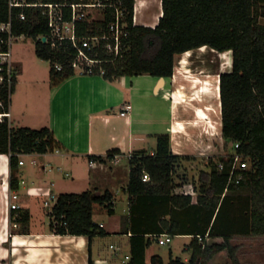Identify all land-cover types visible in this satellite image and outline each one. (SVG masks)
I'll list each match as a JSON object with an SVG mask.
<instances>
[{"label":"trees","instance_id":"obj_1","mask_svg":"<svg viewBox=\"0 0 264 264\" xmlns=\"http://www.w3.org/2000/svg\"><path fill=\"white\" fill-rule=\"evenodd\" d=\"M122 2L130 30L127 38L129 49L123 57L105 61L104 73L97 71L95 74H103L109 80L142 73L173 76L176 55L187 50L203 45L222 52L232 50V69L220 75L223 136L233 147L238 142L237 150L249 162L243 179L237 183L229 181L231 157L219 155L217 159H211L210 169L202 171L201 183L196 186L198 200L192 203L191 195L174 194L173 188L174 176L181 166L179 162L191 160L194 156L174 153L170 133L157 134V146L153 153L142 149L133 152L129 158L131 171L128 188L137 206H133L131 227L135 228L134 223L139 218L134 211L146 199L152 206L164 211L165 215L170 214L169 219H162V226L156 224L153 232L164 233L166 227L173 236L179 233L194 234L189 243V261L177 257L171 258L170 264H208L225 249L229 251L234 264H241L231 239L235 235L264 234V24L259 21V17L264 15V0H163V16L154 28L134 24L135 0ZM22 9L26 12L25 19L19 17ZM113 17V10L106 8L100 18L83 22L81 32H102ZM10 19L16 34L25 33L36 39L37 35L48 31L47 19L40 7H14L11 10L9 0H0V22ZM7 39V33L0 34L3 48L8 47ZM36 53L51 62L53 86L76 73L70 64L74 56L70 46L56 49L48 42L38 40ZM101 55L106 56L104 53ZM56 63L62 64V69H57ZM15 83L16 75L11 89L7 84L0 85V99L6 109L10 108ZM61 148L63 144L50 127H12L7 117L0 122V153L10 154L11 186L14 189L19 188L16 169L20 154L46 153ZM119 152V149H112L106 157L90 155L89 158L103 162ZM220 161L224 162V169L219 168ZM144 173L150 175V181L142 179ZM243 188H248L249 193H241ZM110 200L108 193L99 194L94 190L60 193L49 212L50 226L58 233L86 235L90 240L97 235H107L109 231L106 227L100 226L93 218L94 204L100 203L107 204L110 217L121 219L119 232H128L129 217L118 215ZM155 210L151 209L152 216ZM18 222L20 232L28 233L30 212L27 208H21ZM147 233V229L137 228L131 235L128 264H148L146 252L153 237ZM208 237H222L223 241L209 243ZM93 263L90 256V264ZM151 264H164V260L157 254L152 257Z\"/></svg>","mask_w":264,"mask_h":264},{"label":"crops","instance_id":"obj_2","mask_svg":"<svg viewBox=\"0 0 264 264\" xmlns=\"http://www.w3.org/2000/svg\"><path fill=\"white\" fill-rule=\"evenodd\" d=\"M163 12V0H135L134 24L154 28ZM259 21L264 24V15ZM203 47L215 53H208L207 59H199L200 54L185 55ZM221 53L209 45L187 50L175 59L173 76L142 73L109 80L103 74L74 73L55 86L51 84L50 76L48 82L43 81L23 98L19 90L26 81L20 65L14 62L16 83L7 117L10 125L36 129L50 127L63 148L22 156L25 163L16 169L17 189L11 186L10 154L0 153V264H90V256L93 264H111L114 256L124 250L127 252L121 261L126 264L123 260L131 255L130 237L137 228L147 229L146 235L153 237L146 252L147 263L151 264L152 257L158 254L165 264L164 256L154 245L160 243L153 231L156 224L162 226V219H169L170 214L165 215L158 206H152L145 199L134 211L139 216L134 223L136 229L131 227L130 217L135 204L128 188L130 162L120 164L107 158L103 162L94 160L91 164L89 156L106 157L112 149H119L123 157L142 149L153 153L157 146L156 135L161 133H170L172 150L176 154L208 155L214 146L217 147L215 140L220 144V137H224L220 75L232 68L227 70L222 65L220 55H217ZM178 62L183 68L179 75L176 72ZM177 95L181 96V101H177ZM128 102L132 108L122 115L124 104ZM179 164L182 166L184 161ZM83 182L89 186L85 190L108 193L116 212L117 201H127L122 216L129 217L128 232H119L121 219L117 217L109 223L94 220L103 224L109 234L97 235L92 240L86 235L58 233L51 228V208L45 205V200L51 195L78 191L76 189ZM174 182V194L191 195L192 203L197 202L199 192L195 179L178 172ZM13 191L19 193V201L30 212L28 233L20 232L21 225L14 226L11 220L9 203ZM152 208H156L153 216ZM103 210L109 212L107 204L95 203L93 218L95 212ZM165 231L169 233L166 227ZM176 236L188 237L187 249L190 250L189 243L194 234L179 233L173 238ZM113 237L118 239L107 242ZM226 250L217 253L208 264ZM190 256L191 250L180 258L188 262ZM171 258H177L173 250Z\"/></svg>","mask_w":264,"mask_h":264},{"label":"built area","instance_id":"obj_3","mask_svg":"<svg viewBox=\"0 0 264 264\" xmlns=\"http://www.w3.org/2000/svg\"><path fill=\"white\" fill-rule=\"evenodd\" d=\"M10 9L14 7H40L43 15L46 16L48 31L37 35L36 41L42 40L48 42L51 47L60 49L62 47H71L74 50V56L71 61V66L76 73L80 74H95L97 71L104 73L105 69L103 63L105 61H114L124 56L129 49L127 38L130 35L128 22L125 19V12L122 0H64L59 2H46L43 0H9ZM106 8L113 10L114 17L107 24V27L102 32L94 34H85L81 32V24L86 21L98 19L105 13ZM21 19L26 18L24 9L19 13ZM8 34V47L3 48L0 45V85L7 84L11 89L13 79L16 75V69L12 55V44L15 38L19 36H26L25 33L16 34L13 32L12 19L0 22V34ZM45 38V40H44ZM104 53L106 56H102ZM57 69H62L63 65L55 64ZM0 122L4 121L5 117L10 115L9 109L5 108L4 102L0 99ZM132 108L130 102L125 103L122 115H126ZM220 145L213 149L209 154L221 155L226 158L231 157V171L229 181L239 183L244 177V170L249 167V162L244 154L237 150L239 143H235L232 153H228L225 149L226 139L220 137ZM59 151V149H56ZM215 150V151H214ZM32 153L20 154L19 164L25 163L21 158L24 155ZM132 153L128 157H132ZM123 158L122 153H116L112 157V161L119 162ZM35 162V160H33ZM94 164V160H91ZM224 162H219V168L224 169ZM142 179L150 181L151 177L148 173H144ZM20 195L13 191L10 194V210L11 220L14 226H18V218L20 217V210L23 205L19 201ZM51 198L45 200V205L53 209L58 196H50ZM51 200H54L51 203ZM57 224V222H56ZM62 225V223H58ZM103 226V224H100ZM156 239L161 245H166L173 240V235L170 233L155 234ZM201 238V237H200ZM113 246V245H112ZM131 255H127L123 260L126 264L130 260Z\"/></svg>","mask_w":264,"mask_h":264},{"label":"rangeland","instance_id":"obj_4","mask_svg":"<svg viewBox=\"0 0 264 264\" xmlns=\"http://www.w3.org/2000/svg\"><path fill=\"white\" fill-rule=\"evenodd\" d=\"M12 52H13V60L15 64H19L21 67V70L23 71V78L26 82H24L19 90V94L22 96L26 95L28 91L31 89L38 87L39 84H41L43 81L48 82L50 79L51 73V62L49 60H44L40 58L36 53V39L33 36H19L14 39L12 44ZM179 55H177L176 58H178ZM31 90V91H32ZM30 93V92H29ZM28 93V94H29ZM194 114V113H193ZM195 115V114H194ZM215 143L217 145L216 149L219 147V142L215 140ZM215 149V146L214 148ZM211 149V151H213ZM225 149L228 153H232L233 151V145L232 143H225ZM206 151V150H205ZM215 151V150H214ZM193 159L191 160H184V164L180 167L179 174L182 176H186L189 179H195L197 181V185H200V176L204 169H210L209 162L211 159H217L216 155H200L195 153ZM26 158V157H25ZM129 157L124 156L121 161L115 162V163H125L126 161L129 163ZM29 160V158H27ZM88 162L85 160L84 164L87 166ZM118 165V164H117ZM70 179V177H69ZM89 188L88 185L80 184L79 189H76L78 191L74 192H80L85 189ZM113 189L115 192H117V187L113 185ZM120 189V187H119ZM248 188L241 189V193L248 194L249 193ZM123 193V192H122ZM54 200H51V203H53ZM127 201L118 200L116 204L117 208V214L122 215L123 208L127 207ZM98 206V205H97ZM94 220L96 222L103 221L104 223H109L113 220V217H110L109 212L106 210H103L101 212H95L94 214ZM118 218V217H117ZM46 220H49V218L46 217ZM118 239L117 237L109 238L107 242L110 240ZM190 241L188 237L184 236H176L173 238L172 242H169L166 245H158L154 243V245L157 247L158 253L162 254L165 258V264H170L171 261V250H173L174 257H185L190 253V250L187 249V243ZM223 241L222 238H210L208 242H220ZM236 246L237 250V256L241 262V264H264V234L259 235H251V236H243V235H237L234 237L232 242ZM127 251H122L119 255L114 256V259L112 260L111 264H123L121 261V258L124 257L125 253ZM212 264H234L233 260L229 254V252L224 251L222 254H218Z\"/></svg>","mask_w":264,"mask_h":264},{"label":"bare ground","instance_id":"obj_5","mask_svg":"<svg viewBox=\"0 0 264 264\" xmlns=\"http://www.w3.org/2000/svg\"><path fill=\"white\" fill-rule=\"evenodd\" d=\"M208 53L211 54V53H215V52H213L212 50H209L208 48L203 47V48L197 49L196 51L188 52L185 55H198V54H200L199 59H201V58L207 59ZM217 55H220L219 57L221 58L220 62L222 63V65L227 70H230L233 66V53H232V51L227 50L226 52L224 51L221 54H217ZM181 69H183L181 67V62H178V67L176 68L177 75L182 74ZM176 99H177V101H181V96L177 95Z\"/></svg>","mask_w":264,"mask_h":264},{"label":"water","instance_id":"obj_6","mask_svg":"<svg viewBox=\"0 0 264 264\" xmlns=\"http://www.w3.org/2000/svg\"><path fill=\"white\" fill-rule=\"evenodd\" d=\"M44 40H45V38H44Z\"/></svg>","mask_w":264,"mask_h":264},{"label":"clouds","instance_id":"obj_7","mask_svg":"<svg viewBox=\"0 0 264 264\" xmlns=\"http://www.w3.org/2000/svg\"><path fill=\"white\" fill-rule=\"evenodd\" d=\"M224 138V137H223Z\"/></svg>","mask_w":264,"mask_h":264}]
</instances>
